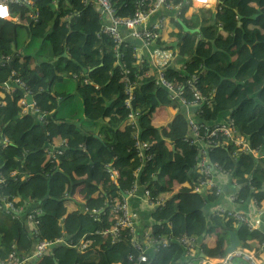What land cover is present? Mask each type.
<instances>
[{
    "label": "trees",
    "instance_id": "1",
    "mask_svg": "<svg viewBox=\"0 0 264 264\" xmlns=\"http://www.w3.org/2000/svg\"><path fill=\"white\" fill-rule=\"evenodd\" d=\"M111 1L117 15L129 17L139 0ZM143 1L148 8L156 0ZM168 2L183 7L178 20H172L178 30L176 43L163 41L160 33L156 40V48L173 55L164 68L165 79L179 84L197 75L198 90L204 96L213 93L195 114L198 121L212 125L230 118L251 146L264 149V0H216L213 9H197L204 14H193L189 20L184 16L192 10L191 0ZM12 12L19 23L0 19V58H10L0 62V83L15 72L31 89L46 123L22 113L21 93L1 98L0 135L12 145L0 149V168L7 182L0 193L19 199V205L39 204L41 239L54 242L64 232L74 244H53L51 256H44L39 264H54L53 260L57 264H131L130 238L110 243L101 233L114 223L110 203L128 195L136 182L154 201L170 194L150 215L154 233L194 237L201 241L200 253L211 259L225 256L231 231L237 232L244 249H258L264 243L261 230L250 232L233 220L211 217L205 204L220 198L193 193L198 181L196 151L185 141L189 129L184 114L177 111L164 127L152 125L156 110L175 111L177 106L155 85L154 68L146 59L138 61L129 42L125 40L122 48L123 59L115 58L111 40L101 34L96 7L82 0H33L31 9L16 6ZM32 12L37 14L35 19L30 18ZM179 22L198 32L184 33ZM179 64L182 70L174 68ZM128 90L132 100L127 104ZM132 112L137 113L135 128L128 121ZM137 137L148 144L151 155L147 163H141L139 173L140 162L134 154ZM61 141V154L48 157L45 149ZM235 152L232 146L220 147L208 158L229 171L238 200L253 199L261 206L264 161L257 163ZM107 166L118 173L115 183ZM174 185L179 186L176 192ZM79 187L84 204L68 213L65 203ZM128 203L134 207L130 198ZM26 227L25 220L0 212V259L12 246L19 254L30 250L34 242ZM205 237L214 240L213 246L204 243ZM181 256V248L172 244L151 253L147 264H181Z\"/></svg>",
    "mask_w": 264,
    "mask_h": 264
},
{
    "label": "built area",
    "instance_id": "2",
    "mask_svg": "<svg viewBox=\"0 0 264 264\" xmlns=\"http://www.w3.org/2000/svg\"><path fill=\"white\" fill-rule=\"evenodd\" d=\"M84 5L96 7L100 17L99 20L102 23L101 34L109 38L113 44V50L115 58L123 59L122 48L125 43V36L122 33L126 31L127 37L130 40H140L143 47H147L149 44L156 42L159 38V32L162 29L164 18L156 21L150 27H146L151 14L158 8H162L166 12H172V19L178 20L180 16L179 8L183 7V4L177 5L171 4L168 0H156L154 4L146 8L144 1L139 0L134 4V11L129 17H122L117 15V10L114 8L111 0H82ZM215 0H192L195 7L198 8H210L213 6ZM193 5V4H192ZM28 7L33 6V0H0V19L1 20H17L12 18L13 7ZM36 13H31L30 18L35 19ZM138 53L136 47L130 46ZM172 53L160 48H155L152 53L149 54L151 65L155 70V85L163 88L169 96V100L174 102L177 106L176 112L179 111L184 114L187 125L188 135L185 141L195 147L196 151V164L194 166L198 175L197 183L193 184L192 191L195 194L204 196H212L220 198L222 195V187L227 182L231 181L229 171L221 168L218 163L209 161V153L213 149L217 148H235L237 155L242 154L252 158L255 162L264 161V149L251 146L247 139L240 135L235 127V123L232 119L226 118L215 124H206L202 121H198L195 118V114L205 105L209 103V99L213 96L210 93L208 96H204L197 87L198 76L193 74L185 78L182 83H174L165 79L164 68L172 61ZM138 61L144 60L141 57ZM9 56H1L0 62L9 61ZM128 83V76L124 79ZM21 93L22 98L19 101V106L23 114H29L39 123H46V114L41 112L37 107L31 89L16 76L15 72H11L7 80L0 83V104L6 100L7 96H13L16 93ZM127 104L129 99L132 100L131 90L127 91ZM2 98V101H1ZM195 113V114H194ZM194 114V115H193ZM137 113H130L128 115V121L130 126H138L135 124ZM135 132L138 129H133ZM12 142L4 136L0 135V149L11 146ZM64 141H61L58 146L51 145L45 149V153L50 158H55L56 154H61L63 150ZM149 146L147 143H143L139 140V137L135 139L134 154L139 159L140 166L137 169L139 173L141 169V163H147L151 159V155L147 153ZM106 172L109 174L111 181L114 174H117L114 169L107 166ZM10 176H15V172H11ZM224 179L225 182H220V179ZM114 181V180H113ZM7 185L6 179L0 168V190ZM137 183L133 184V189L128 193H125L127 198H123L110 203V213L113 216L114 223L110 229L101 233L102 237H109L110 243L120 241L121 237L130 238L131 245L134 249V254L128 256V261L131 264H147L151 253L155 254L160 250H163L172 244H176L181 248L182 261L181 264H264V243L259 245L258 249H244L237 248L232 253H226L223 258L211 259L207 256H201L200 245L201 242L197 241L194 237L189 236H173L172 234H158L152 231V227L139 229L137 223V213L132 210L128 203V197L135 191ZM233 186V184H232ZM144 198L150 206L157 207L164 202L162 198L153 200L150 198L149 192L143 191ZM226 199L231 203L242 202L238 200L236 195H228ZM19 199L10 198L0 193V212L9 216L12 219L24 220L27 223L28 235L33 240L34 244L29 250V253L19 254L18 250L12 246L7 252L5 258L0 259V264H38L44 257L47 249L51 248L53 244L62 243L61 238H57L54 242L41 239L39 230L37 229L38 221L37 217L41 215V211L34 203H25L24 205L18 204ZM252 206L251 210L239 211L235 209H228L217 201L213 203H206L205 207L209 208L211 217L224 218V221L233 220L237 226H245L250 232L256 231L263 227L262 217L264 216V203L259 206L253 199L249 201ZM86 211V209L84 210ZM98 218L97 212H93ZM29 229V230H28ZM121 238V239H120ZM35 239V240H34ZM67 246H72V243H66ZM87 244H83L82 248H85ZM228 246V245H227ZM99 254V249L96 251ZM200 253V255H199ZM215 260L216 263H212ZM237 261V262H235Z\"/></svg>",
    "mask_w": 264,
    "mask_h": 264
},
{
    "label": "crops",
    "instance_id": "3",
    "mask_svg": "<svg viewBox=\"0 0 264 264\" xmlns=\"http://www.w3.org/2000/svg\"><path fill=\"white\" fill-rule=\"evenodd\" d=\"M215 4H216V2L214 1L213 6ZM188 11L189 12H187L184 16L186 18V20H189L193 14L197 13V9H192V10H188ZM170 13L165 12V10H163L162 8H158L149 17L148 21L146 22V27H150L153 24H155L156 21L160 20L161 18H164L162 31L159 32L160 37L163 41L170 43V45H172V44H175L177 41L176 34H178V30L173 25V21L175 22V19H172L173 13L172 12H170ZM188 29H191V28H188ZM195 29H197V28H195ZM183 32H184V30H183ZM122 33L125 36L126 41L138 49V53H137L138 58L141 59V57H142V58L146 59L149 63H151L149 54L152 53V51L156 48V42L149 44L147 47H143L140 40H132V39L130 40V38L126 36L128 34L126 31L122 30ZM184 33H186V32H184ZM177 61L178 60H175V62H177ZM180 64H182V62H180ZM180 64L178 66H174V68L177 70H182ZM240 92H242V90L239 91L238 93H240ZM160 109H162V108H160ZM158 110H156V111H158ZM175 113H176V110L173 111L172 116ZM166 119H167V117H166L164 112H162V113H156L155 112L154 116H153L152 125L156 126V127L157 126H160V127L163 126L164 127L168 123L166 121ZM112 178L114 180V181L112 180V182L115 183L116 179L118 178V173L114 174V176ZM220 182H225V180L221 178ZM136 183H137L136 189L133 192V194L128 197V200L130 198L133 202L134 207H131V208H132V210H134L137 213V216H138L137 223L139 224L138 227L142 226L144 224H147L148 226H146L144 228H149V227L153 226L152 225L153 223H151V221H150V215L152 214V212L154 210V206H150L147 203L146 198H144V194H143L144 186H141L138 182H136ZM232 184H233V186H232ZM178 188H179V186L174 185V192H176ZM237 190H238V188L236 187V185L233 182H231V181L227 182L225 184V186L222 187V195L219 199V202H217V203L220 204L221 206L225 207V208H228V209H235V210H239V211L251 210L252 206L249 204V201L245 202V203L238 202V203L231 204L226 199V196H228V195H235ZM80 191H81V187L77 188L75 190V192L73 193L71 199L65 203V206L67 208L68 213L79 210L80 207L84 204L83 196L80 194ZM197 195H199V194H197ZM199 196H202V195H199ZM168 197H170V194H164V195L160 196V198H162L163 200H166ZM202 197H204V196H202ZM30 204H32V203H29V205ZM34 205L37 208L40 207L39 204L38 205L34 204ZM41 214H42V212H41ZM263 218H264V216L262 217V220H263ZM173 236H177V235H173ZM60 238L62 240V243H59V244H62L66 247H74L72 239L70 237H65L64 232H62V236ZM66 243H72V246H67V245H65ZM204 243H206L209 246H213L214 240H211L209 238L206 239V237H205ZM32 246H33V244H32ZM27 253H29V251Z\"/></svg>",
    "mask_w": 264,
    "mask_h": 264
},
{
    "label": "water",
    "instance_id": "4",
    "mask_svg": "<svg viewBox=\"0 0 264 264\" xmlns=\"http://www.w3.org/2000/svg\"><path fill=\"white\" fill-rule=\"evenodd\" d=\"M180 23V26L182 27V29L184 30V32H189V33H197L198 32V29H188L182 22H179ZM124 198H127L126 195H123ZM227 240H228V247L226 249V253H232L234 252L237 248L240 247V241L238 239V236H237V232L236 231H231L228 233V237H227ZM45 256L47 257H50L51 256V249H47L46 252H45ZM203 256V255H201ZM54 264H57L55 262V260H53Z\"/></svg>",
    "mask_w": 264,
    "mask_h": 264
},
{
    "label": "rangeland",
    "instance_id": "5",
    "mask_svg": "<svg viewBox=\"0 0 264 264\" xmlns=\"http://www.w3.org/2000/svg\"><path fill=\"white\" fill-rule=\"evenodd\" d=\"M191 4H193L191 9H198V7H195V6H194L195 3H193L192 0H191ZM195 5H196V4H195ZM187 12H189V11H187ZM197 14H198V15H203L204 12H202V11H201V12L197 11ZM199 17H200V16H199ZM15 22L19 23L20 21H19V20H15ZM23 23H24V22H23ZM203 23H204V22H202V20H201L200 24H203ZM34 50H35V49H33L32 52H34ZM173 111H174V110H173L172 108H170L169 110H168L167 108H162V109H159L158 111H156V113H162V112H164L165 115H166V117H167L166 121L169 122V121L172 119V113H173ZM171 112H172V113H171ZM258 230H261V231L264 232V227H261V228H259ZM258 230H256V231H258Z\"/></svg>",
    "mask_w": 264,
    "mask_h": 264
},
{
    "label": "clouds",
    "instance_id": "6",
    "mask_svg": "<svg viewBox=\"0 0 264 264\" xmlns=\"http://www.w3.org/2000/svg\"><path fill=\"white\" fill-rule=\"evenodd\" d=\"M215 2H216V0H215ZM215 6V5H214ZM214 6H212V7H210V8H198V9H213V7ZM8 21H11V20H8ZM175 21H177V20H175ZM14 22V21H13ZM113 169V168H112ZM115 170V169H114ZM116 171V170H115ZM116 173H117V171H116ZM124 198V197H123ZM264 227V226H263ZM228 237V236H227ZM227 245H228V240H227ZM228 247V246H227ZM227 247H226V249H227ZM50 249V248H49ZM225 252H226V250H225Z\"/></svg>",
    "mask_w": 264,
    "mask_h": 264
},
{
    "label": "bare ground",
    "instance_id": "7",
    "mask_svg": "<svg viewBox=\"0 0 264 264\" xmlns=\"http://www.w3.org/2000/svg\"><path fill=\"white\" fill-rule=\"evenodd\" d=\"M212 1H213V0H212ZM196 6H197V5H196ZM198 7H199V6H198ZM212 263H216V261H215V260H213V261H212Z\"/></svg>",
    "mask_w": 264,
    "mask_h": 264
}]
</instances>
